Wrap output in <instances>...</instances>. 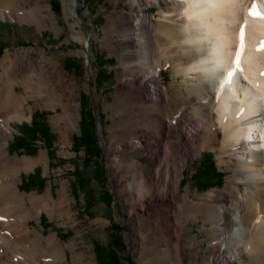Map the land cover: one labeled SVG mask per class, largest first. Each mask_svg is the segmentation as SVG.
Here are the masks:
<instances>
[{
	"label": "rangeland",
	"instance_id": "374dc122",
	"mask_svg": "<svg viewBox=\"0 0 264 264\" xmlns=\"http://www.w3.org/2000/svg\"><path fill=\"white\" fill-rule=\"evenodd\" d=\"M135 5L136 0H0V121L8 125L0 147V193L10 200L0 218V264H98L96 246L116 252L120 264H176L173 248L182 264H264V223H254L264 215V205L245 217L241 238L250 249L231 229L224 244L215 232L216 210L235 185L245 186L234 179L239 168L225 153L217 113L201 107L193 82L179 68L189 63L182 51L184 35L178 25L163 22L159 5L144 4L156 42L140 49L139 33L128 19ZM149 73L166 90L165 113L149 101L142 84ZM82 107L95 120L98 157L73 148ZM34 113L45 114L52 151L39 137L33 154L12 152L9 144ZM167 116L173 120L170 131L161 123ZM195 121L201 134L189 157L183 152L198 130ZM167 137L170 152H179L186 163L172 161L167 184L149 191L150 162ZM132 139L142 142L128 152L137 165L127 163L121 150ZM207 155L222 174L218 185L192 178ZM36 169L43 188L23 189V180ZM137 173L143 190L132 184L125 191L123 183L137 181ZM77 175L86 180L84 186ZM171 193L181 202L170 216L178 225L176 239L161 232L166 227L158 210L149 228L161 234L156 230L151 237L137 217L151 215L155 196L170 207ZM133 197L139 200L131 205Z\"/></svg>",
	"mask_w": 264,
	"mask_h": 264
},
{
	"label": "bare ground",
	"instance_id": "6f19581e",
	"mask_svg": "<svg viewBox=\"0 0 264 264\" xmlns=\"http://www.w3.org/2000/svg\"><path fill=\"white\" fill-rule=\"evenodd\" d=\"M144 4L159 5L163 22L180 27L184 35L182 51L188 56L189 63H183L179 68L186 72V80L193 82L198 99L203 100L201 107L217 113V124L225 136V153L239 168L234 171V179L245 186L241 189L235 185L231 189L232 196L216 210L215 232L219 235V242L224 244L228 240L227 234L231 229L243 247L250 249L249 243L241 238L245 230V217L248 213L259 211L260 206L264 205V50H258L264 44V0H136L134 11L128 19L129 25L139 33L135 40L140 49H143V45L154 46L156 42L155 25L142 7ZM0 15H3L1 9ZM151 52L153 55L154 50ZM142 84L146 86L149 101L155 104L157 111L167 112L166 90L156 84L154 75L146 76ZM147 116L142 115L143 120ZM161 123L169 131L173 129V120L168 116ZM196 124V134H191L192 137L186 140L190 148L183 152L189 157L191 151L196 149L195 139L201 134L200 123ZM7 130V121H0V147L3 148L2 141L6 139ZM145 143L156 148L154 144ZM141 144L140 140L132 139L129 145L122 146L127 163L138 164L128 157V152L139 149ZM170 148V138L167 137L154 152L155 158L150 162L153 174L150 176L151 186L147 187L149 191H157L167 184L172 161L180 160L181 167L186 163L179 152L173 155ZM140 161L148 162L145 158ZM136 169L140 171L138 166ZM176 171L180 170L176 168ZM136 175L137 181L134 183H123L125 191L132 188V184L143 190L145 184L141 176ZM174 184L177 190L180 184L178 174L175 175ZM170 196V207L160 203V198L155 196L157 202L151 207V215L137 217L144 222L151 237L156 236L154 231L157 230L176 239L178 225L172 223L170 216L179 210L181 202L180 199L176 200L174 193ZM6 197L0 193V218L5 217V209L10 204ZM138 200L133 197L129 201L133 205ZM157 210L162 213L165 232L149 228L150 220H158ZM256 219L254 223H264V215ZM2 244L7 246L5 240ZM172 256L176 264L183 263L179 250L173 248Z\"/></svg>",
	"mask_w": 264,
	"mask_h": 264
},
{
	"label": "trees",
	"instance_id": "16d2710c",
	"mask_svg": "<svg viewBox=\"0 0 264 264\" xmlns=\"http://www.w3.org/2000/svg\"><path fill=\"white\" fill-rule=\"evenodd\" d=\"M44 116L45 114L43 113H34L30 123L23 124L21 126L22 131L19 132V135L14 136L12 142L8 146L12 152L18 153L20 150H22L25 153L33 154L36 151L35 142L39 139V137L42 138L48 151H52V139L47 126L44 124ZM79 127V136L73 137L74 150H78L79 148L83 147L86 154L89 156L98 157L100 150L97 146L95 120L91 111L87 108L82 107ZM51 155H53V153H51ZM86 160L87 159L84 160V163ZM197 165L198 168L195 172V175L192 177L195 182L206 181L207 184L214 183L217 185L221 183L222 174L216 172L214 162L210 155L202 158V161ZM77 173L79 174V171ZM77 178L79 186H84L86 180L82 176L78 175ZM44 182L45 180L41 178L39 170L36 169L32 174H29L27 178L23 180L22 186L25 190L30 189L31 187L43 188ZM41 220L44 221V218L41 217ZM47 225L50 224L47 223ZM96 253L98 264H120L118 256L114 251H105L104 248L96 246Z\"/></svg>",
	"mask_w": 264,
	"mask_h": 264
},
{
	"label": "snow or ice",
	"instance_id": "6c2138e0",
	"mask_svg": "<svg viewBox=\"0 0 264 264\" xmlns=\"http://www.w3.org/2000/svg\"><path fill=\"white\" fill-rule=\"evenodd\" d=\"M258 50H264V44H262L261 48H259Z\"/></svg>",
	"mask_w": 264,
	"mask_h": 264
}]
</instances>
